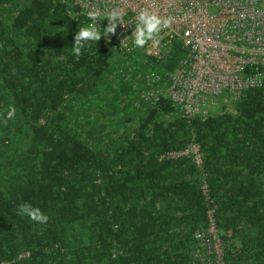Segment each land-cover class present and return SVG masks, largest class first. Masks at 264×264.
I'll return each instance as SVG.
<instances>
[{
  "label": "trees",
  "instance_id": "1",
  "mask_svg": "<svg viewBox=\"0 0 264 264\" xmlns=\"http://www.w3.org/2000/svg\"><path fill=\"white\" fill-rule=\"evenodd\" d=\"M82 23L61 0H0V262L203 264L194 234L215 207L225 264H264V84L190 121L143 92L145 71L175 70L186 45L157 61L100 39L76 56ZM192 139L207 176L166 156ZM24 201L47 223L17 216Z\"/></svg>",
  "mask_w": 264,
  "mask_h": 264
},
{
  "label": "built area",
  "instance_id": "2",
  "mask_svg": "<svg viewBox=\"0 0 264 264\" xmlns=\"http://www.w3.org/2000/svg\"><path fill=\"white\" fill-rule=\"evenodd\" d=\"M61 1L76 21L85 18L87 23H91L85 13L90 10L100 13L97 24L101 30L108 24L106 11L119 9L123 25H118L115 33L109 34L107 39L101 37L105 43L114 44L119 57L144 51L153 59L163 61L169 56L175 41L186 45L189 51L175 70L166 71L165 75L151 69L145 71L147 84L152 81L156 84L151 91L147 92L145 88L143 92L149 93L154 100L160 96L170 98L190 121L202 112L203 107H220L223 98L238 101L244 91L264 84V0ZM145 9L162 18L172 17L173 23L168 28H162L143 48H136L131 35L137 14ZM181 155L192 156L203 175L207 176L199 142L192 139L184 150L169 152L166 156ZM202 189L207 206L212 205L214 199L206 179ZM208 213L209 224L194 234L198 245L202 246V250H197L194 256H200L203 264H225L226 242L216 224L215 207Z\"/></svg>",
  "mask_w": 264,
  "mask_h": 264
},
{
  "label": "clouds",
  "instance_id": "3",
  "mask_svg": "<svg viewBox=\"0 0 264 264\" xmlns=\"http://www.w3.org/2000/svg\"><path fill=\"white\" fill-rule=\"evenodd\" d=\"M88 20L91 23H82L78 28L74 36L73 53L76 56H80L82 49L90 41L98 42L101 37L108 38L109 34H114L118 25H123L122 13L119 9H111L106 11V19L108 21L107 26L101 30L99 24H97V18L100 13L90 10L85 13ZM173 23L172 17H160L148 10H141L136 17V23L134 24V30L131 35L133 46L136 48H143L149 40H152L154 36L160 33L162 28H168ZM15 116V109L10 108L7 110L5 119H12ZM16 215L23 218L27 217L30 221L45 224L49 217L44 211L34 206L31 202L24 201L17 205Z\"/></svg>",
  "mask_w": 264,
  "mask_h": 264
},
{
  "label": "rangeland",
  "instance_id": "4",
  "mask_svg": "<svg viewBox=\"0 0 264 264\" xmlns=\"http://www.w3.org/2000/svg\"><path fill=\"white\" fill-rule=\"evenodd\" d=\"M134 57H137V56H134ZM142 65V61L139 59V57H137V61L135 63V67H136V72L138 74H141L143 72V67L141 66ZM123 70V73L125 72V74L129 75V72L130 70L127 69V67H121ZM215 109V106H207L204 108V110L206 111H211V110H214ZM138 111V109H136L135 107H133L130 103L125 106V108L122 110V112L124 113H127V112H133V113H136ZM137 121L138 119L136 120L135 124H137ZM0 134H2V132H0Z\"/></svg>",
  "mask_w": 264,
  "mask_h": 264
}]
</instances>
